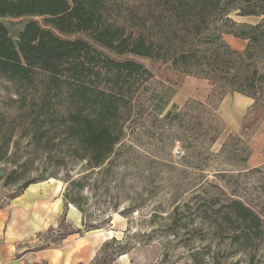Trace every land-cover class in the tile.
I'll list each match as a JSON object with an SVG mask.
<instances>
[{"label":"trees","instance_id":"trees-1","mask_svg":"<svg viewBox=\"0 0 264 264\" xmlns=\"http://www.w3.org/2000/svg\"><path fill=\"white\" fill-rule=\"evenodd\" d=\"M233 11L263 22H236ZM6 20L25 22L17 42ZM79 34L92 43L73 38ZM225 35L249 41L247 49H233ZM163 67L178 78L208 80L212 94L179 110L161 93ZM0 77L14 89V97L0 100V163L24 132L36 148L54 151L51 161L71 158L100 168L128 125L141 119L176 124L178 135L210 151L222 129L214 98L239 93L264 107V0H0ZM11 179L7 185L18 181ZM43 181L25 183L22 192ZM65 199L84 213L77 195ZM195 199L186 205L193 221L236 227L233 239L242 245L262 237L264 220L241 200ZM174 222H182L178 209ZM133 248L121 246L117 256Z\"/></svg>","mask_w":264,"mask_h":264},{"label":"rangeland","instance_id":"rangeland-1","mask_svg":"<svg viewBox=\"0 0 264 264\" xmlns=\"http://www.w3.org/2000/svg\"><path fill=\"white\" fill-rule=\"evenodd\" d=\"M229 17L239 23L263 22V17H242L238 11ZM15 22L10 26L5 21L17 42L25 22ZM73 38L92 43L86 34ZM225 39L240 52L249 44L232 35ZM138 60L152 68L149 60ZM157 75L161 93L181 111L212 94L208 80L178 78L167 67ZM10 97L13 86L0 77V100ZM212 102L222 129L210 151L191 135H178L176 124L141 119L128 125L109 160L91 169L87 161H51L54 151L36 148L27 133H17L8 158L0 163V208L21 194L25 183L44 180L34 184L40 186L38 202L23 205V231L48 234L54 241L68 234H100L106 242L92 264H115L121 246H134L129 252L132 264H264V233L251 245H242L233 239L240 232L236 227L186 216V205L193 206L202 196L217 197L219 204L241 200L264 220V107L239 93ZM15 178L17 183L6 184ZM69 194L81 198L84 213L66 203ZM73 207L80 213L79 222L71 216ZM177 209L182 217L178 225Z\"/></svg>","mask_w":264,"mask_h":264},{"label":"crops","instance_id":"crops-1","mask_svg":"<svg viewBox=\"0 0 264 264\" xmlns=\"http://www.w3.org/2000/svg\"><path fill=\"white\" fill-rule=\"evenodd\" d=\"M38 187L31 185L0 208V264H92L106 242L100 234H68L54 241L48 234L23 231V205L31 207L38 202ZM71 216L79 222L80 213L74 207ZM131 260L128 253L115 264H132Z\"/></svg>","mask_w":264,"mask_h":264}]
</instances>
